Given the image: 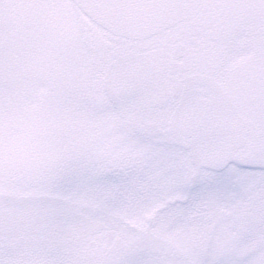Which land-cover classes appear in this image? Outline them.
<instances>
[{
  "label": "snow or ice",
  "instance_id": "obj_1",
  "mask_svg": "<svg viewBox=\"0 0 264 264\" xmlns=\"http://www.w3.org/2000/svg\"><path fill=\"white\" fill-rule=\"evenodd\" d=\"M161 8L206 14L205 79L187 100L149 114L156 127L143 132L104 85L110 60L49 13ZM241 10L252 18L226 17ZM84 49L93 126L60 144L41 128L54 118L53 82ZM242 53L252 59L236 71ZM216 85L232 97L228 110ZM225 123L239 125L232 139L220 131ZM81 198L116 230L123 220L115 211L137 215L162 202L154 223L183 226L180 244L137 233L83 258L53 250L35 226L50 206ZM0 264H264V0H0Z\"/></svg>",
  "mask_w": 264,
  "mask_h": 264
},
{
  "label": "rangeland",
  "instance_id": "obj_2",
  "mask_svg": "<svg viewBox=\"0 0 264 264\" xmlns=\"http://www.w3.org/2000/svg\"><path fill=\"white\" fill-rule=\"evenodd\" d=\"M49 15L56 18L57 20H64L68 22L72 28L74 38L77 43L86 44L88 48L92 50L93 54L106 56L110 60L111 45L108 44L106 46L105 42L111 41L112 44L117 46L116 41L112 40L111 38H106L109 37V34H107L109 32L99 25V30H97V28L96 30L93 29L94 22L88 18L86 19L83 15V12L69 14L57 10L55 12L49 13ZM70 15H75V20H70ZM190 16H193L192 20H194V24L190 25V27H187V24L184 22L188 20ZM190 16L183 21L178 22L174 26L162 30L160 33H163L166 30L172 33L177 32L173 36L176 37L179 35V39H176L175 41L170 39L169 45L175 48L180 43H184L186 46V52L193 57H197L200 61V52L203 44V37L200 34V25L203 23L205 18H202L201 14L198 12H193ZM252 16L253 12L250 10H241L238 12L230 11L226 13V17L228 19L231 20L236 18L241 22L251 19ZM96 31L100 34L98 35ZM93 34H95L94 38ZM97 37L101 38L99 41L103 42V44H98L96 42ZM181 37H184L183 42H177V40H180ZM164 40L165 34H161L160 38H158L156 41L158 42L157 45L161 46ZM96 44L98 47H100L99 50L92 49V47L96 46ZM87 54V49L78 51L73 63L64 70V72L53 82L52 85L56 91L53 103L54 118L49 124L41 128V132L60 144H71L73 140L88 135L91 127L93 126V120L91 114L88 111V103L91 101L93 93L86 87L81 86L82 78L86 76L82 65L84 56ZM251 59L252 57L250 53L236 55L232 60V67L234 70L239 71L240 69L248 66ZM70 96L73 97V101L69 104L67 103V98ZM147 150V146H145L143 151L147 152ZM78 201L94 204L92 201L83 198L79 199ZM159 205H163V203L161 202L149 206L145 209L146 212H141L137 215H130L120 211H115L113 216L118 220H123V224L119 225L118 230L109 226L110 230H113L114 234H117L122 240L125 236L139 238L136 236V234L140 232H138V230L135 228H139L141 232L142 230L145 232L149 224L148 218L154 215L153 210ZM98 213L99 212H97L96 218L101 219ZM156 216L154 217L155 220ZM154 219L152 223L149 224L151 226V231L149 234L156 240L179 245L180 241L177 239V237L183 231V226L174 225V219L172 218L162 219L159 223H154ZM131 229H135V233L131 232ZM52 242L53 241H47L46 243H49V246L53 248V250L69 252L73 257L76 258H83L86 256L84 252H81L78 249L69 248L70 246L68 247L56 243L52 244Z\"/></svg>",
  "mask_w": 264,
  "mask_h": 264
},
{
  "label": "water",
  "instance_id": "obj_3",
  "mask_svg": "<svg viewBox=\"0 0 264 264\" xmlns=\"http://www.w3.org/2000/svg\"><path fill=\"white\" fill-rule=\"evenodd\" d=\"M191 12L168 8L135 11L89 9L87 14L110 30L128 37L143 38L184 20ZM163 70L164 67L160 66L151 67L150 69L149 65L140 56H127L110 66L104 77V85L120 107L125 108L135 103L143 107L148 106V104L149 106L163 107L165 96L160 95L159 99L156 97ZM188 98L186 97L182 101ZM219 103L225 110L232 106L231 102L223 97H220ZM142 110L144 111L141 108ZM147 115L149 114H138L136 119L131 120L132 125L138 128ZM238 127L239 125L235 123H225L220 126V131L226 139H232L237 134ZM74 207L75 204L66 199L61 204L50 206L49 219L44 224H37L35 231L39 232L49 228L51 233L71 238L72 232L68 230L70 221L73 222L75 228L84 231L85 235L99 232L105 228V224L91 221L87 215L75 212ZM157 213L155 212L153 216L149 217V224L152 223ZM108 235L109 238H112L114 231H109Z\"/></svg>",
  "mask_w": 264,
  "mask_h": 264
},
{
  "label": "flooded vegetation",
  "instance_id": "obj_4",
  "mask_svg": "<svg viewBox=\"0 0 264 264\" xmlns=\"http://www.w3.org/2000/svg\"><path fill=\"white\" fill-rule=\"evenodd\" d=\"M198 13L201 14L202 18H206L205 13L203 12H198ZM192 17L190 16L189 19L184 22L185 24H187V27H190V25L194 24V20H192ZM93 25H94L93 29L95 30L96 28L97 30L100 29V27L97 24L93 23ZM96 33L98 35L100 34L97 31ZM176 33H172L166 30L163 33H157L145 39H130L124 36L113 34L111 32L107 33L109 34V37L112 40L116 41V45H117L115 46L114 44L111 43V41L105 42L106 46L108 44L111 45L110 64L126 54H144L145 59L149 62L151 67H155L159 65L164 66V74L162 76L163 79L162 89L166 94V98L164 101L165 105L162 108L158 106L153 107L151 109L149 108L148 114L160 113L162 111H166V106L170 103L171 100L179 97L181 101L183 96L190 95L192 88L196 82L205 79L203 74L199 71L200 61L198 60V58L188 54L185 50L186 48L185 44L180 43L183 42L184 37H181L180 40H177V42H179L180 44L177 45L175 48L169 45L170 39L174 41L176 39H179V35H177L176 37L173 36ZM161 34H165V40L163 44L160 46L157 45L158 42L156 41L158 40V38H160ZM94 35L95 34H93V38L95 37ZM100 39L101 38L97 37L96 42L98 44L99 43L103 44V42L99 41ZM92 49L99 50L100 47H98V45L96 44V46L92 47ZM197 75H199V77L196 78ZM216 87L217 90L221 93L222 97L226 98L232 104L233 103L232 97L228 93L224 92L220 85H216ZM244 98L246 99V97ZM122 110L129 114V120H130L131 118L133 119V116L135 112L138 111V108H136L135 110H124V109ZM148 116L149 115L145 116L144 117L145 122L139 125L140 131L148 132L154 127H156L155 120L148 119L147 118ZM72 202L75 203L76 212H86L87 215L92 220L97 219L98 221H102L105 223L104 220L96 218L97 212H99L97 205L90 204L84 201H78V200ZM161 206L162 205L155 207L153 212H158ZM143 212H146V210H144ZM106 225L107 227L102 231L85 236L79 229H75L73 227V224L70 223L69 230L73 231L74 233L71 239H65L62 236L52 234L49 231L45 230L47 232L46 242L53 241L52 244L56 243L68 247L70 246L69 248L78 249L81 252H84L86 255H88L97 246H102L105 242L119 243L122 241V239L117 234H114L112 238H109L108 231L110 230V227L108 224ZM135 229L138 230V232L140 233L149 234L151 231V226L149 227L148 230L146 228L145 232L143 230L141 232L139 228H135ZM119 238L120 240H118Z\"/></svg>",
  "mask_w": 264,
  "mask_h": 264
}]
</instances>
